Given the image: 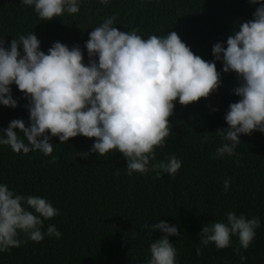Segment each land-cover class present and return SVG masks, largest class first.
<instances>
[{
  "label": "trees",
  "instance_id": "1",
  "mask_svg": "<svg viewBox=\"0 0 264 264\" xmlns=\"http://www.w3.org/2000/svg\"><path fill=\"white\" fill-rule=\"evenodd\" d=\"M78 4L76 14L65 12L41 21L33 6L0 0V40L9 47L13 39L34 33L45 53L57 41L69 48L79 45L87 63L89 33L114 16L120 31L136 29L144 39L176 31L196 55L212 62L213 45L221 42L226 47L233 29L252 19L259 6L249 0H109L107 6L100 0H78ZM215 63L221 87L187 107L175 102L172 132L165 146L156 149V161L150 162L175 155L181 168L174 177L161 173L157 179L152 171L129 176L127 161L114 150L105 156L78 155L90 151L94 138L77 136L60 143L52 137L51 156L39 151L17 154L0 145V184L50 202L59 214L44 220L41 231L55 225L62 234L60 238L45 234L41 242H33L20 233L18 239L27 242L0 252V264H147L151 243L163 235L160 230L151 232L150 226L160 221L181 233L168 237L176 249V264H264V133L241 135L236 155L216 158L217 148L225 143L216 132L228 127L224 116L239 97L233 94L238 86L235 73H223L222 62ZM11 91L17 107L0 105V129H7L14 119L29 123L28 100L15 84ZM17 134L28 143L19 130ZM53 156L55 162L49 163ZM229 212L260 219L248 249L240 250L246 257L243 262L234 252L239 246L236 236L225 249L199 242L203 227L226 222Z\"/></svg>",
  "mask_w": 264,
  "mask_h": 264
},
{
  "label": "clouds",
  "instance_id": "2",
  "mask_svg": "<svg viewBox=\"0 0 264 264\" xmlns=\"http://www.w3.org/2000/svg\"><path fill=\"white\" fill-rule=\"evenodd\" d=\"M21 3L33 6L41 21L80 11L78 0ZM100 3L107 6L109 0ZM249 3L259 5L253 18L233 29L226 47L221 42L213 45L212 62L196 55L176 31L144 39L136 29L120 31L114 26V16L89 33L85 42L87 63L79 45L69 48L57 41L45 53L34 33L13 39L9 47L0 40V105L17 107L11 91L15 84L28 100L29 113L27 126L22 119H14L7 129H0V145L10 146L17 154L39 151L51 156L52 137H58L60 143L77 136L94 138L90 151L78 155L105 156L114 150L127 161L129 176L152 171L157 179L161 173L174 177L181 168L175 155L150 162L156 161V149L165 146L172 132L170 117L175 102L187 107L221 87V72L215 63L221 61L223 73H235L237 77L233 94L239 99L229 104L224 116L228 127L216 132L225 143L217 148L215 156L236 155L241 135L264 133V0ZM55 159L53 156L49 163ZM229 187L230 178L224 181L225 191ZM58 214L46 199L16 194L0 184V252L26 243L18 239L20 233L33 242H41L45 234L60 238L62 234L55 225H49L46 233L41 231L44 220ZM259 227V217L249 219L229 212L226 222L206 224L199 242L225 249L236 236L239 246L234 252L243 262L246 257L240 250L248 249ZM150 230H160L163 235L151 243L147 264H176V249L168 237H180L178 228L160 221ZM196 251L199 255L200 248Z\"/></svg>",
  "mask_w": 264,
  "mask_h": 264
}]
</instances>
